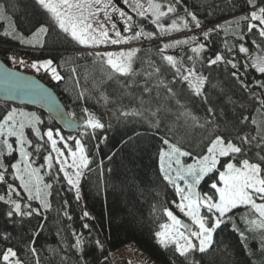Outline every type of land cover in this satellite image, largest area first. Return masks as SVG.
Returning <instances> with one entry per match:
<instances>
[{
	"label": "trees",
	"instance_id": "16d2710c",
	"mask_svg": "<svg viewBox=\"0 0 264 264\" xmlns=\"http://www.w3.org/2000/svg\"><path fill=\"white\" fill-rule=\"evenodd\" d=\"M0 5L9 11L14 23L11 36L4 34L8 29L0 21V57L14 68L35 73L57 92L71 115L83 123L87 118L83 111L86 108L104 125L103 129L96 130L83 126L81 132L71 134L46 111L0 100V121L12 108L32 110L42 121L38 125L42 133L49 128L59 129L66 138H80L92 159L91 171L87 170L83 177L79 200L62 173L58 181L54 178L58 171L56 165L51 175L43 174L45 183L52 184L47 196L48 209H43L38 200L29 201L22 189H18L20 196L13 193L11 197L19 198L22 211L28 210L24 205L29 203L33 208H40V216L9 218L7 212L11 206L0 201V253L11 247L23 264H113L111 251L134 242L161 264H264V241L260 232L248 231L245 217L248 208L244 206L228 214L232 220L226 219L220 225L203 253L194 250L181 256L174 245L162 246L155 235L167 221L164 209L174 208L173 202L179 201L178 193L163 179L161 172V152L168 151L169 145L190 152V156L181 157L186 161H196L205 154L208 142L215 135L237 144H240L239 137L257 136L251 146H241L247 150L249 159L254 160L257 151L264 155V149L256 147L260 137H264V106L260 103V99H264V88L256 81L264 82V74L251 66L246 71L243 67L245 63L250 65L253 58L264 56V38L247 33L246 22L237 23V18L249 11L246 0H181L176 6L177 12L164 18L165 25L173 20L183 24L181 17L190 22L188 33L195 34L197 41L192 45H189L190 40L188 44H179L173 56L184 67L194 64L196 72L206 78L201 95L194 94L188 83L182 82L175 69L163 59L164 55H170L167 51L170 47L164 49L163 54L161 49L172 37L163 39L162 35H155L139 42L136 46L139 51L132 59V72L122 75L107 65L106 58L94 55L102 51L80 45L63 33L35 0H0ZM185 9L197 16L200 28L191 22ZM149 17L150 14L147 18L139 17L137 23L152 32L156 27ZM41 26L48 30L43 33L40 46L34 47L29 42L27 45V38ZM209 29L216 31L205 40L203 33ZM200 33L201 36L197 35ZM241 33L245 35L243 41L237 38ZM197 42L205 44L206 48L194 54L190 49ZM240 43L249 53L239 52ZM11 46L27 49L32 62L52 60V67H56L63 79L54 80L50 71L44 69L37 72L32 67L22 68L9 62L6 54ZM217 53L238 64L239 78L232 75L237 70L230 64L208 66L207 60ZM189 56L193 60H188ZM27 131L34 148L39 141L31 127ZM85 131L88 135H82ZM69 141L73 147L74 139ZM33 148H29L30 151ZM45 151L42 147L40 153L34 155L37 167L43 165ZM16 158L14 152L3 156L10 178V165ZM42 171L44 173L45 168ZM9 177L7 183H0V195L5 199H8L7 184L19 185V181ZM216 179V173L207 175L199 185L200 190L213 194L211 184ZM85 211L89 217L83 216ZM85 224L89 227L84 228ZM77 237L82 239V251L73 247Z\"/></svg>",
	"mask_w": 264,
	"mask_h": 264
},
{
	"label": "snow or ice",
	"instance_id": "6c2138e0",
	"mask_svg": "<svg viewBox=\"0 0 264 264\" xmlns=\"http://www.w3.org/2000/svg\"><path fill=\"white\" fill-rule=\"evenodd\" d=\"M124 3L131 8V11L136 16L147 18L151 14V17L155 18L152 22L160 29L161 34H166L171 30H179L176 20L172 21L169 28H165L158 21L169 13L175 14L177 12L176 6L181 3V0H169L167 4L156 2V0H124ZM35 4L49 14L63 33L80 45L88 47H99L106 44L117 45L129 43L132 40L139 39L141 36L153 37L155 35V33H145L143 29L134 31L135 25L131 23L134 17L124 9L117 7L113 0H35ZM246 4L249 11L245 15L238 17L237 23L239 21L246 22L247 33L258 34L259 37L264 38V0H246ZM3 7V5H0V9H3ZM165 8L166 10H163ZM185 11L187 16L191 17V22H194L195 27L200 28L201 22L197 19V16L192 12H188L187 9ZM113 14L119 15L124 25L123 31L125 33L131 32L132 35H122L117 23L113 20ZM0 18H3V12H0ZM180 19L183 20V27L188 28L190 22L183 17ZM47 30L46 27L41 26L37 30V34L45 33ZM214 31L216 29L205 31L203 33L205 40ZM110 33L113 35H110ZM4 34L9 35L8 32ZM237 38L243 41L245 35L241 33ZM191 39L197 41L196 37ZM174 43L177 45L188 44V40L175 41ZM252 43L257 48H260V45L255 40ZM171 46V44H164L161 54H163L164 49ZM205 48V44L197 42L196 46L191 47L190 50L194 54H199ZM238 48L240 53H249V49L243 43H240ZM138 51L139 49L132 48L127 51L96 52L94 55L101 59L106 58L107 65L116 73L127 75L132 72V59ZM228 51L231 52L232 49L229 48ZM10 59L14 61V58L10 57ZM163 59L175 69L176 76L182 82L188 83L189 87L194 90V94L201 95V86L206 78L196 72L194 64L192 67H184L183 64H178L176 58L172 55H164ZM188 60H193V57L189 56ZM20 62L23 63L22 60ZM222 62L230 64L232 69H236L237 71H233L232 75L239 78L238 64L233 60H226L219 53L215 54L214 58L207 60L209 67ZM52 65V60H45L33 62L31 67L37 72L41 69L50 71L54 80L63 79L56 67H52ZM249 66L264 74V56L253 58L250 65L245 63L243 65L245 71ZM74 71L75 69H73ZM156 71L158 72L159 69H156ZM256 83L259 87L264 88V82L256 81ZM244 86L247 87L246 84ZM147 90L146 88L145 91ZM168 91L171 93L172 89L169 88ZM260 103L264 106V99H260ZM83 111L87 114V118L84 121L85 129L96 130L104 128V125L98 119L88 113V109L85 108ZM209 112H212L211 108H209ZM18 114L21 119L17 118ZM124 114L128 115V113ZM244 120L247 121L248 117H244ZM41 123L42 121L35 113H24L16 108L7 111V114L0 121V148L6 149L7 154L11 155L14 149L8 138L15 137L21 157L20 161L10 165L12 169L11 178L19 181L18 187L8 183V199H5L4 195H0V201L11 206V210L7 212L9 218L14 215L20 217L41 215V209L33 208L30 203L24 205L28 210L22 211L21 203L11 198L13 193L16 196H20L18 189H22L23 192L27 193L29 201L38 200L43 209L50 207L44 190L51 189L52 184H43V188L41 187L43 182L41 169H44L46 165L44 174L51 175L53 160L58 165V171L54 178L58 181L59 174L62 173L67 184L75 189L78 200L80 199L79 183L84 175V170L88 169L91 171L89 168L91 161L86 154L81 139L73 137L66 139L59 131L54 134L51 128L42 133L38 127ZM252 123H256L255 119L252 120ZM26 127H31L39 141L34 148L32 141L25 135L24 129ZM82 135H88L87 131ZM54 136L58 137V139L54 138ZM73 139L75 150L68 144V140ZM239 140L240 144H237L232 139L222 135H215L208 142L205 154L196 158L195 163L186 166L182 164L181 157L190 156V152L182 151L181 148L175 145H169L168 151L161 152L163 179L173 185L176 193L180 195V201L178 203L174 201L173 203L179 209V212L187 218V221L191 222L188 223L180 219L173 211L165 208L164 213L168 218V222L161 224V230L155 233L158 242L162 246L174 245L175 251L181 256H186L194 250H198L201 253L205 252L211 244L213 233L221 224L225 223L226 219L231 221L232 217L228 214L241 205L247 206L256 215V219L247 221L249 225L248 231L260 232L262 241H264V155L257 151L255 153L256 158L254 160L249 159L247 150L241 146H251L252 142L257 140V136L249 139L245 135L239 137ZM58 142L63 144V149L57 146ZM164 143L168 144V141L165 140ZM44 144H50L51 152L44 156L45 164L40 165V167H34L35 160L33 157L40 153ZM256 147L264 149V137H260ZM29 148H33V151H28L27 149ZM65 150H67V156L65 155ZM52 153H55V157H53ZM3 156L4 151L0 150V169H2L0 170V183H7L6 174L9 172V166L4 164ZM69 157L71 158V163H69ZM166 158L167 163L165 164ZM222 158H224L223 163H221ZM173 163L176 165L175 168H173ZM69 169H72V171L69 172ZM173 172H175V175L172 174ZM209 173H216L217 176L215 182L211 184L214 193L211 195L208 193L201 194L196 190V186ZM178 181H183V186ZM65 214L67 215V213ZM83 216L89 217V213L85 211ZM88 227L87 224L84 225V228ZM233 227L235 228L234 222ZM240 235L242 239L245 238L243 232ZM96 243L100 244L99 241ZM73 247L82 251V239L80 237H77ZM262 247H264V242H262ZM31 251L35 253V247H32ZM0 264H21V261L17 258L16 251L9 247L0 253Z\"/></svg>",
	"mask_w": 264,
	"mask_h": 264
},
{
	"label": "rangeland",
	"instance_id": "374dc122",
	"mask_svg": "<svg viewBox=\"0 0 264 264\" xmlns=\"http://www.w3.org/2000/svg\"><path fill=\"white\" fill-rule=\"evenodd\" d=\"M156 2H159V1H156ZM113 3L117 6V7H119V8H122V9H124L125 11H127L130 15H132L133 17H134V20L131 22V23H133L134 25H135V28H134V31H139L140 29H143V31L145 32V33H155V35H162L163 37V39H166V38H168V37H172L171 39H169L170 40V42L169 43H171L172 44V46L170 47V49H168L167 51H168V53L170 54V55H172L173 56V52L177 49V47L179 46V45H177V44H175L174 42L175 41H184V40H190V44L189 45H192V44H194L195 43V41H192V39H190L191 37H190V35H192V36H194L195 37V34H191L190 33V35H189V33H188V30H187V28H184L183 27V24H181V23H178L177 21V26H178V29L179 30H171V31H169V32H167L166 34H161V32H160V29L159 28H157V26H156V24H154V27H156V29H155V31H152V32H150V31H148V29L147 28H145V27H142V26H139L138 25V23H137V20H138V18H139V16H136V14L134 13V12H132L131 11V8L128 6V5H126L125 3H124V0H113ZM163 10H165V9H163ZM0 12H3V18H0V21H3L4 23H5V25H6V27H7V29H8V33H9V35H13V29H14V23H13V18H12V16H11V14L9 13V11L5 8V7H3V9H0ZM150 16H151V14H150ZM168 16V15H167ZM167 16H165V17H162V18H160L159 19V21H158V23L159 24H162L165 28H169V26L172 24V22L170 23V24H167V25H165V20H164V18H166ZM153 19H155L154 17H149L148 18V20L151 22V23H153L152 22V20ZM113 20L117 23V26H118V28L120 29V31H121V33H122V35H132V33L131 32H128V33H125L124 31H123V28H124V25H123V23H122V21H121V19H120V17H119V15L118 14H113ZM45 27V26H44ZM40 28V27H39ZM38 28V29H39ZM37 29V30H38ZM37 30L34 32V34L32 35V36H30L29 38H27V40H26V44L27 45H29L28 44V42L30 43V45H33L34 47H37V46H40V44H41V40H42V36H43V33H39V34H37ZM110 35H113L112 33H110ZM154 35V36H155ZM197 35H202V33H200V34H197ZM153 36V37H154ZM153 37H145V36H141L139 39H137V40H132L131 42H129V43H121V44H117V45H113V44H106V45H100L99 47H88V46H86L87 48H94L95 50H98V51H102V52H106V51H111V52H118V51H127V50H129V49H132V48H136V46H137V44L139 43V42H141L143 39H151V38H153ZM168 43V44H169ZM182 45V44H181ZM84 46V45H83ZM174 47V48H173ZM261 56H263V55H261ZM45 60H49V59H44V60H41V61H39V62H42V61H45ZM33 69V68H32ZM33 70H35V69H33ZM203 85V84H202ZM16 109H19V110H22L24 113H34L32 110H29V109H23V108H18V107H15ZM18 119H21V117H19V114H18V117H17ZM27 129H28V127H26L25 129H24V132H25V135L27 136V138L29 139V136H28V131H27ZM54 131V134H55V132L56 131H59L60 132V134L63 136V137H65L63 134H62V132H61V130H59V129H57V130H53ZM54 138H57L58 139V137H55L54 136ZM66 138V137H65ZM9 139V143H11L12 145H13V152L15 153V154H17V158L15 159V161H14V163H16V162H18V161H20V159H21V157H20V154H19V145L17 144V142H16V138L15 137H9L8 138ZM67 139V138H66ZM76 139H80V138H76ZM30 140V139H29ZM68 144H69V146L73 149V150H75V145L72 147V144H71V142L68 140ZM75 144V143H74ZM58 147H60V148H62L63 149V144L62 143H59L58 142V145H57ZM43 147H44V149H46V151L44 152V155H43V158H44V156H46V155H48V153L49 152H51V146H50V144H44L43 145ZM0 150H2V151H4V154L7 152V150L6 149H2V148H0ZM28 151H30V149H27ZM85 151H86V148H85ZM31 152V151H30ZM86 154H87V151H86ZM52 155H53V157H55V153H52ZM65 155L67 156L68 155V153H67V150H65ZM88 155V154H87ZM88 157H89V159H90V161H91V157L88 155ZM181 162H182V164L183 165H188V164H193V163H195V161H186L184 158H181ZM41 163H43V164H45V161H44V159L43 160H41ZM69 163H71V158L69 157ZM34 167H37V164H35L34 163V165H33ZM56 166V163H55V160H53V167H55ZM89 166H90V164H89ZM39 167V166H38ZM176 167V165L173 163V168H175ZM0 170H2V169H0ZM45 170H46V165H45ZM87 170L88 169H85L84 170V175L86 174V172H87ZM72 171V169H69V172H71ZM9 174V173H8ZM8 174H6V178L7 177H9L8 176ZM43 171H42V169H41V175L43 176ZM173 175H175V172H173L172 173ZM210 174V173H209ZM208 174V175H209ZM84 175L81 177V179H80V183H79V188H80V196L82 195V193H81V186H82V181H83V177H84ZM46 176V175H45ZM206 177V176H205ZM204 177V178H205ZM43 178H44V176H43ZM203 178V179H204ZM9 179L10 180H12L10 177H9ZM202 179V180H203ZM201 180V181H202ZM201 181H200V183H201ZM178 183H180L182 186H183V181H178ZM200 183H199V185H200ZM43 184H46L45 183V181L43 180V182H42V184H41V187L43 188ZM199 185H197L196 186V190L197 191H199L201 194H204L201 190H200V188H199ZM44 193H46L47 195H46V199H47V196H48V193H49V189H45L44 190ZM13 195V194H12ZM179 195V194H178ZM8 198V197H7ZM13 200H17L18 199V202L20 201L19 200V198L17 197H14V198H12ZM179 201H180V195H179ZM178 201V202H179ZM177 202V203H178ZM259 202V201H258ZM241 206H244V205H241ZM244 207H247V206H244ZM248 208V207H247ZM169 210H171V211H173L174 212V214H176L180 219H182V220H185L186 222H188V223H191L190 221H187V218L186 217H184L183 216V214L182 213H180L179 212V209L176 207V205L174 204V208H171V209H169ZM250 212H251V215H248V214H250ZM245 217L247 218V220H251V219H256V215L248 208V211L245 213ZM166 222H168V218H167V221ZM165 222V223H166ZM214 234V233H213ZM212 240H213V236H212ZM198 243V242H197ZM211 243H212V241H211ZM211 245V244H210ZM209 245V246H210ZM208 246V247H209ZM207 247V248H208ZM14 250V249H13ZM18 258V257H17ZM111 258H112V262H113V264H161V263H159V262H157V261H155L148 253H146L144 250H142V249H140L139 247H138V245L136 244V243H134V242H132V243H129V244H127V245H124L123 247H121V248H119V249H117V250H112L111 251ZM21 261V260H20ZM21 264H23L22 263V261H21Z\"/></svg>",
	"mask_w": 264,
	"mask_h": 264
},
{
	"label": "water",
	"instance_id": "95a60500",
	"mask_svg": "<svg viewBox=\"0 0 264 264\" xmlns=\"http://www.w3.org/2000/svg\"><path fill=\"white\" fill-rule=\"evenodd\" d=\"M0 100L46 111L69 133H79L83 122L72 116L57 92L37 75L11 67L0 58Z\"/></svg>",
	"mask_w": 264,
	"mask_h": 264
},
{
	"label": "built area",
	"instance_id": "2783aa9c",
	"mask_svg": "<svg viewBox=\"0 0 264 264\" xmlns=\"http://www.w3.org/2000/svg\"><path fill=\"white\" fill-rule=\"evenodd\" d=\"M10 57L14 58L10 59ZM6 58L10 61L21 63L20 61H23V64H29L31 61V57L29 54H27L26 51L23 50V48L19 46H11L8 49V52L6 54Z\"/></svg>",
	"mask_w": 264,
	"mask_h": 264
}]
</instances>
